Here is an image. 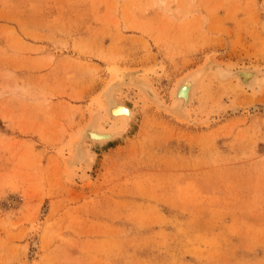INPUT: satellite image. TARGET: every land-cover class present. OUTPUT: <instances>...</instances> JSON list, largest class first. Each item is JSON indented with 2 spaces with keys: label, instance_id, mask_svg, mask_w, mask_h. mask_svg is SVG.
<instances>
[{
  "label": "rangeland",
  "instance_id": "obj_1",
  "mask_svg": "<svg viewBox=\"0 0 264 264\" xmlns=\"http://www.w3.org/2000/svg\"><path fill=\"white\" fill-rule=\"evenodd\" d=\"M212 59L264 66V0H0V264H264V95L144 112L64 168L114 70L167 100Z\"/></svg>",
  "mask_w": 264,
  "mask_h": 264
},
{
  "label": "bare ground",
  "instance_id": "obj_2",
  "mask_svg": "<svg viewBox=\"0 0 264 264\" xmlns=\"http://www.w3.org/2000/svg\"><path fill=\"white\" fill-rule=\"evenodd\" d=\"M219 62L212 59V62H206L208 64L183 73L171 86L168 101L147 74H127L124 80L115 70H111L112 79L106 82L88 107L87 119L64 145L67 147V156L62 160L65 162L64 168L70 172L67 179L70 174L75 177L77 172H82L86 177L85 171L91 170L97 151L125 139L144 112L165 113L177 122H191L195 119L196 105L213 91L223 90L230 96L245 94L252 99L264 95V66ZM130 92L134 98L129 102Z\"/></svg>",
  "mask_w": 264,
  "mask_h": 264
}]
</instances>
